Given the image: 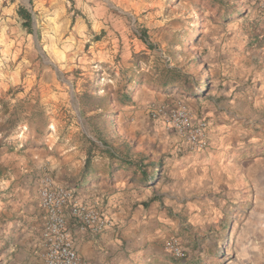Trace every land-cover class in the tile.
Segmentation results:
<instances>
[{"label":"rangeland","instance_id":"1","mask_svg":"<svg viewBox=\"0 0 264 264\" xmlns=\"http://www.w3.org/2000/svg\"><path fill=\"white\" fill-rule=\"evenodd\" d=\"M180 104L211 122L206 149L190 150L150 113ZM127 149L155 162H142L147 178L107 153ZM0 168V264L41 236L42 179L76 196L92 171L133 183L130 258L264 264V9L258 0H0ZM141 204L148 216L134 222ZM170 238L183 257L166 250Z\"/></svg>","mask_w":264,"mask_h":264},{"label":"crops","instance_id":"2","mask_svg":"<svg viewBox=\"0 0 264 264\" xmlns=\"http://www.w3.org/2000/svg\"><path fill=\"white\" fill-rule=\"evenodd\" d=\"M180 165L181 166L179 167H184L186 162H181ZM95 175L96 174L93 173V171L88 174L91 183L88 182L85 184L84 186L86 187H84L83 190H79L75 197L79 202L86 203L102 211L106 217L111 219V225H109L105 230L95 231L92 228L82 226L74 219L69 218L68 230L80 257L89 264H147L152 257L143 259V261L140 262L130 258V236L128 232H124L127 228L124 217L129 214L130 205H134L137 201L136 199L138 198L137 195L132 194L136 191L133 188V183L121 180L115 181V183L112 184V182L109 181L110 177H108V175ZM127 186L129 188H127ZM131 187L133 190L130 192L132 189ZM147 194L150 196V199L154 200L160 199L159 195H161L152 193ZM38 197L39 213L41 214L40 219L42 222L41 236L36 239H32L27 243H25V240L19 242V250L10 256L11 259L8 264H45V246L43 243L45 212L40 204L39 189ZM147 200L148 199L144 197L143 201ZM131 201H133L132 204H130ZM144 204L140 205L142 206L141 208L135 209V214L132 219L133 221H142L143 217L146 218L148 216V213L145 212ZM27 245H29V247H26L25 249L22 247ZM209 257L210 262L217 261V253H209ZM154 259L155 262H153V264H195L194 262L187 261L177 262L167 255H163L159 258L156 257ZM221 264L239 263L237 259H232L228 262L224 261Z\"/></svg>","mask_w":264,"mask_h":264},{"label":"built area","instance_id":"3","mask_svg":"<svg viewBox=\"0 0 264 264\" xmlns=\"http://www.w3.org/2000/svg\"><path fill=\"white\" fill-rule=\"evenodd\" d=\"M264 9V0H258ZM153 119H163L168 128L175 131L192 151H201L210 144L211 122L205 117H196L186 105L167 108L152 105ZM40 204L45 212L43 243L45 264H89L84 261L68 230L69 218L95 231L105 230L111 219L102 211L86 203L79 202L73 190L58 185L52 178L44 177L39 188ZM166 250L181 258L184 250L178 239L170 238L165 243Z\"/></svg>","mask_w":264,"mask_h":264},{"label":"trees","instance_id":"4","mask_svg":"<svg viewBox=\"0 0 264 264\" xmlns=\"http://www.w3.org/2000/svg\"><path fill=\"white\" fill-rule=\"evenodd\" d=\"M31 2H33L34 0H30ZM19 15L20 17L23 19V24L24 26L27 28V29H31L32 28V25H33V15L32 13L29 11L28 8L24 7V6H21L19 8ZM129 144H125V147L128 146ZM107 153H108V156L109 157H115L117 158V155H119L118 158L119 159V163L125 165L126 167L128 166H136L137 169L143 173L142 175V178L145 179L149 176V174L147 173V169H146V165H143L142 162L144 160H147L148 163L153 166V167H156V164L154 161H152L150 159V157L145 154L144 152H140L138 153V157L139 159L138 160H133L130 158V156L128 155V149L126 151L127 154L125 155H122V154H117L115 150H107ZM0 175H1V168H0ZM151 178H153L151 176Z\"/></svg>","mask_w":264,"mask_h":264}]
</instances>
